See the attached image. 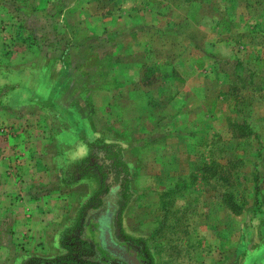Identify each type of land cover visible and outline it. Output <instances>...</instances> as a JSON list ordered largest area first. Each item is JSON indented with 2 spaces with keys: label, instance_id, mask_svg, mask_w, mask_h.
<instances>
[{
  "label": "rangeland",
  "instance_id": "1",
  "mask_svg": "<svg viewBox=\"0 0 264 264\" xmlns=\"http://www.w3.org/2000/svg\"><path fill=\"white\" fill-rule=\"evenodd\" d=\"M74 119L120 144L155 264H264V0H0V181L31 166L66 254L100 187L55 141Z\"/></svg>",
  "mask_w": 264,
  "mask_h": 264
},
{
  "label": "trees",
  "instance_id": "2",
  "mask_svg": "<svg viewBox=\"0 0 264 264\" xmlns=\"http://www.w3.org/2000/svg\"><path fill=\"white\" fill-rule=\"evenodd\" d=\"M87 145L93 150L82 164L85 169H96L100 187L84 206L78 234L72 237L79 249L55 258L34 257L28 264H155L146 239L119 231L121 216L133 198L122 148L108 143Z\"/></svg>",
  "mask_w": 264,
  "mask_h": 264
},
{
  "label": "crops",
  "instance_id": "3",
  "mask_svg": "<svg viewBox=\"0 0 264 264\" xmlns=\"http://www.w3.org/2000/svg\"><path fill=\"white\" fill-rule=\"evenodd\" d=\"M110 105L111 101L106 103L108 109ZM94 106L97 109L96 104L93 102ZM101 109H103V105ZM88 116H91V114H88ZM77 122L74 119L72 123L67 124L63 130L59 131L55 139L59 143L58 145H61L60 153L66 158L67 163L74 160L84 162L91 154L87 143L81 141V136L77 131ZM94 140L90 139L88 141L93 142ZM97 140H100L99 144H117L110 143V140L106 138ZM117 145L120 146V144ZM30 168L31 166L26 164L25 166L15 165L12 168L10 167L8 171L10 174L9 180L0 181V254L2 259L10 254H17L16 259L19 264L24 259L33 257L55 258L67 253L66 247L61 243L63 228L65 227L66 209L55 207L47 210V206L44 205V197L32 194L36 187L47 189L42 182L38 183L37 186L29 176L22 177L24 180H18L15 174L22 170L27 174L30 172ZM94 169L92 168V171ZM65 172H68V166L63 165L60 174ZM1 173L6 174L7 170H2ZM89 199V197H86V202H79V204H85ZM35 200H38V202H35ZM35 219L37 220V231H35ZM51 219H58L55 220V225L52 224ZM34 239L43 242V245L40 244L41 246L35 249Z\"/></svg>",
  "mask_w": 264,
  "mask_h": 264
}]
</instances>
